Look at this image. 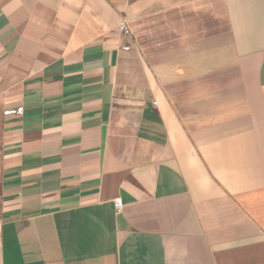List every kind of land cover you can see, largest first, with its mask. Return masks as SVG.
<instances>
[{
  "label": "crops",
  "instance_id": "1",
  "mask_svg": "<svg viewBox=\"0 0 264 264\" xmlns=\"http://www.w3.org/2000/svg\"><path fill=\"white\" fill-rule=\"evenodd\" d=\"M0 264H264V0H0Z\"/></svg>",
  "mask_w": 264,
  "mask_h": 264
},
{
  "label": "built area",
  "instance_id": "2",
  "mask_svg": "<svg viewBox=\"0 0 264 264\" xmlns=\"http://www.w3.org/2000/svg\"><path fill=\"white\" fill-rule=\"evenodd\" d=\"M121 31L125 34L128 33V29L125 23L121 24ZM125 50H128V47L124 48ZM23 114V108L22 107H16L14 109H7L3 111L4 116H21ZM114 206L117 210H121L122 208V200L120 198H117L114 200Z\"/></svg>",
  "mask_w": 264,
  "mask_h": 264
}]
</instances>
